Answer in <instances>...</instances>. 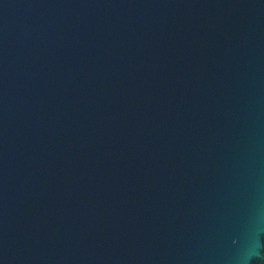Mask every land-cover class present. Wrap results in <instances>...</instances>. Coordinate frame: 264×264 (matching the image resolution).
Segmentation results:
<instances>
[{
	"label": "water",
	"instance_id": "water-1",
	"mask_svg": "<svg viewBox=\"0 0 264 264\" xmlns=\"http://www.w3.org/2000/svg\"><path fill=\"white\" fill-rule=\"evenodd\" d=\"M0 264H264V0H0Z\"/></svg>",
	"mask_w": 264,
	"mask_h": 264
}]
</instances>
